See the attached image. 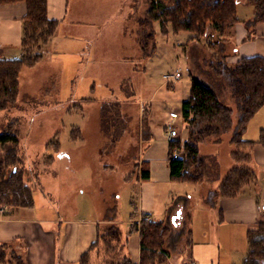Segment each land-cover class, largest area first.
I'll use <instances>...</instances> for the list:
<instances>
[{
	"label": "rangeland",
	"instance_id": "1",
	"mask_svg": "<svg viewBox=\"0 0 264 264\" xmlns=\"http://www.w3.org/2000/svg\"><path fill=\"white\" fill-rule=\"evenodd\" d=\"M146 8V0H64L56 11L60 19L58 29L44 46L42 58L20 71L15 105L0 110V130L9 122L17 127L25 164L31 170L25 180L33 186L36 202H48L59 217L81 215L85 219H101L102 232L111 220L121 232L127 229L126 221L132 211L129 201L137 199V188L124 178L139 170L136 164L151 140L152 102H160L169 112L180 110L195 77L221 89V101L234 109V122L237 120V104L228 81L216 76L209 66L216 54L234 55L232 41L209 46L208 37L189 40L188 32L174 33L171 28L164 34L155 22L156 48L152 55H146L140 44L143 29L139 25V17ZM246 9L254 8L240 1L238 16ZM19 48L3 57H19ZM176 70L181 72L177 79L164 78L163 74ZM257 117L264 120V107ZM76 128L80 135L73 138L71 134ZM231 135V131L223 132L217 141L210 137L200 143L201 154L217 159V166L214 163L210 171L213 179L176 182L181 195L172 202L182 200V212H167L161 217L170 219L173 230L191 228L190 215L194 211L212 210L209 220L217 219L218 205H211L208 200L210 191L218 188L236 164L231 157ZM55 136L60 143L59 152L46 150L45 144ZM250 136L249 133L244 137ZM49 154L54 155V161L47 164ZM243 194L261 200L256 184L244 187ZM35 208L24 210L33 212ZM175 221L178 226L173 224ZM250 227L255 228L256 224ZM246 231L222 236V264L244 263L250 246ZM175 232L167 237L166 247L172 256L181 253L182 264L186 248L183 241L171 244ZM221 233L227 232L222 228ZM99 244L89 264H123L124 257L132 258L129 246L121 244V240H100ZM14 249L20 253L15 245ZM9 258L7 254L0 264H14ZM170 261L175 264L172 258Z\"/></svg>",
	"mask_w": 264,
	"mask_h": 264
},
{
	"label": "trees",
	"instance_id": "2",
	"mask_svg": "<svg viewBox=\"0 0 264 264\" xmlns=\"http://www.w3.org/2000/svg\"><path fill=\"white\" fill-rule=\"evenodd\" d=\"M17 1H24L26 4L22 16V52L19 57L14 58L0 56V110L15 105L21 69L35 65L42 58L44 46L51 41L59 25V20L48 14V0H0V4ZM240 1L247 2L254 8L252 16L246 20L248 27L264 22V0H146L145 13L139 17V25L143 29L140 44L144 54L152 55L156 48L155 22L164 34L171 28L174 33L188 32L189 40L198 41L208 37L209 46H215L219 41H227L228 28L239 20L237 5ZM212 35L218 39L210 40ZM226 56L225 53L214 55L215 59L211 58L209 66L216 76L228 81L237 104V120L234 122V109L221 101V89L192 77L189 96L180 106L183 122L181 138L170 141L168 150L172 180L204 182L214 178L210 171L217 166V159L201 154L200 143L210 137L217 141L221 133L232 132L230 144L234 148L231 157L236 164L223 177L218 188L210 191L208 201L211 205H215L220 197H238L243 193L244 187L257 183L255 169L249 166L253 161L252 152L249 150L255 143L264 146V129L260 130L256 140L244 138L249 121L264 105V56H242L233 65L229 64ZM76 129L72 131L73 138L80 135L77 133L78 128ZM46 148L59 152L60 143L56 136L47 142ZM176 149L180 152L178 157L173 156ZM23 152L17 127L9 122L0 130V205L26 207L34 204L33 186L25 180L31 170L25 164ZM47 157L49 164L53 156L49 154ZM136 168H139L143 180L149 177L147 162L142 161L140 166L137 163ZM134 227L140 237L138 264H169L170 251L166 247V239L175 231L177 232L174 241H171L172 245H176L178 240V243L183 241L186 249L192 246V229L179 227L173 230L170 219L149 222L147 215H144ZM121 234L118 224L111 220L107 228L103 232L100 230L97 239L81 255L80 264L90 263L92 252L97 251L100 240L105 243L119 242ZM248 236L250 246L243 264H264V220H258L256 227L248 230ZM16 244L17 240L0 243V263H4L9 254V259L14 264H28L24 256L14 249ZM124 261L127 264H137L129 257H124Z\"/></svg>",
	"mask_w": 264,
	"mask_h": 264
},
{
	"label": "crops",
	"instance_id": "3",
	"mask_svg": "<svg viewBox=\"0 0 264 264\" xmlns=\"http://www.w3.org/2000/svg\"><path fill=\"white\" fill-rule=\"evenodd\" d=\"M63 2L64 0H48V14L51 18L60 20L56 11L61 8ZM25 10L24 1L0 4V15L4 17L0 20L1 57L4 54L12 55L20 49L22 37L20 27ZM252 14L253 10L246 9L241 17L238 16L239 20L229 28L227 39L232 41L235 53L232 56L227 55V61H236L242 56H264V22L248 27L246 20ZM2 22H6V25L3 26ZM260 109L249 121L244 136L249 133L251 136L244 137L245 139L256 140L260 130L264 129V120H258L259 116L257 117ZM168 112L169 110L163 109L160 102L154 101V104L152 102L149 116L152 137L137 162L138 165L142 161L147 162L149 177L143 180L140 171L137 170L132 177L124 178L129 184L134 183L137 188V199L130 198L132 211L129 220L126 221L127 229L122 231L120 240L121 244L129 246L132 252L131 259L137 264L140 258V237L134 224H138L144 215L150 216L153 220H164L161 217L166 216L167 212H182V200L172 202L181 194L177 189V181L171 179L168 165L169 142L165 139L163 130ZM186 137L187 135L184 136ZM251 152L254 158L252 166L257 175L256 186L261 194L260 202L252 194H241L231 198L220 197L215 205H218V217L215 221L209 220L212 210L192 212L190 218L193 242L190 249H185L187 256L182 264H222L221 245L224 244V241H221L222 236H236V233H241L245 229L248 234V230L254 228L250 227L252 224L264 220V212L259 205V203L264 205V146L255 143ZM52 156L51 163L54 161V155ZM33 198L32 206H8L0 213V243L17 240L16 247L28 264H80L81 255L97 239L104 221L85 219L81 215L72 218L59 217L57 210L48 202L43 200L42 203H37L34 192ZM28 207L37 208L33 212H26L24 209ZM222 228L227 233L222 234ZM180 254L179 252L175 256L170 255L169 264L171 258L175 264H180ZM93 257L92 252L91 262Z\"/></svg>",
	"mask_w": 264,
	"mask_h": 264
},
{
	"label": "built area",
	"instance_id": "4",
	"mask_svg": "<svg viewBox=\"0 0 264 264\" xmlns=\"http://www.w3.org/2000/svg\"><path fill=\"white\" fill-rule=\"evenodd\" d=\"M181 75V72L179 70H176L175 72L172 73H165L163 74L164 78L168 81H172L174 79H177ZM182 121V115L180 110H171L168 115L166 122L164 124V134H165V139L170 142L174 139H179L181 138V129H182V124L180 122ZM180 154L179 150H174L173 156L178 157ZM8 206L6 204H1L0 205V213L4 212L5 209ZM260 209L264 212V205L260 204ZM147 219L149 222H151L153 219L150 216H147ZM139 223V222H138Z\"/></svg>",
	"mask_w": 264,
	"mask_h": 264
},
{
	"label": "water",
	"instance_id": "5",
	"mask_svg": "<svg viewBox=\"0 0 264 264\" xmlns=\"http://www.w3.org/2000/svg\"><path fill=\"white\" fill-rule=\"evenodd\" d=\"M180 213V212H179ZM175 224H178V222H175Z\"/></svg>",
	"mask_w": 264,
	"mask_h": 264
}]
</instances>
